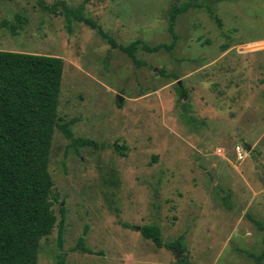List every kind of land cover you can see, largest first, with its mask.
Here are the masks:
<instances>
[{
	"label": "rangeland",
	"instance_id": "obj_1",
	"mask_svg": "<svg viewBox=\"0 0 264 264\" xmlns=\"http://www.w3.org/2000/svg\"><path fill=\"white\" fill-rule=\"evenodd\" d=\"M187 1L0 0V49L61 57L56 121L76 118L73 137L100 145L54 127L56 221L37 264H264V0H192L172 49L139 46L136 61L65 14L155 45Z\"/></svg>",
	"mask_w": 264,
	"mask_h": 264
},
{
	"label": "trees",
	"instance_id": "obj_2",
	"mask_svg": "<svg viewBox=\"0 0 264 264\" xmlns=\"http://www.w3.org/2000/svg\"><path fill=\"white\" fill-rule=\"evenodd\" d=\"M40 1V0H39ZM192 6V0L169 11V43L149 45L133 40L127 45L116 43L91 19L76 18L89 24L132 60L139 46L147 52L170 50L176 43V16ZM20 22V15H16ZM216 21L220 20L216 17ZM14 34L16 25L2 21ZM63 59L59 56L0 49V264H37L39 240L49 235L56 216L52 209V178L48 171L50 146L54 127L79 146L100 145L92 139L73 137L70 126L76 118L56 121L61 88ZM115 150L120 147L114 145ZM64 214L57 229L61 245ZM259 224V222H257ZM141 234L160 245V231L155 225H144ZM83 237L79 238L81 246ZM264 255V252L263 254ZM62 259L57 264H62Z\"/></svg>",
	"mask_w": 264,
	"mask_h": 264
},
{
	"label": "built area",
	"instance_id": "obj_3",
	"mask_svg": "<svg viewBox=\"0 0 264 264\" xmlns=\"http://www.w3.org/2000/svg\"><path fill=\"white\" fill-rule=\"evenodd\" d=\"M235 150H236L235 152L237 154V157L242 158V156H243L242 155V149L239 146H237Z\"/></svg>",
	"mask_w": 264,
	"mask_h": 264
},
{
	"label": "water",
	"instance_id": "obj_4",
	"mask_svg": "<svg viewBox=\"0 0 264 264\" xmlns=\"http://www.w3.org/2000/svg\"><path fill=\"white\" fill-rule=\"evenodd\" d=\"M122 100H123L122 96H118V101H122ZM177 251L179 252V247L177 248Z\"/></svg>",
	"mask_w": 264,
	"mask_h": 264
}]
</instances>
